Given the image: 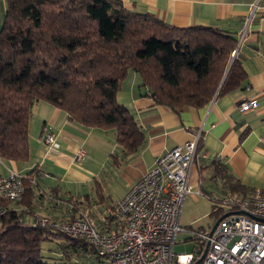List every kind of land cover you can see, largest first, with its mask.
Segmentation results:
<instances>
[{"label":"trees","instance_id":"1","mask_svg":"<svg viewBox=\"0 0 264 264\" xmlns=\"http://www.w3.org/2000/svg\"><path fill=\"white\" fill-rule=\"evenodd\" d=\"M0 26V159L25 161L30 154L29 120L40 100L62 109L68 120L110 131L120 161L146 142L144 131L116 98L128 70L139 74L154 102L175 111L202 107L242 85L246 75L232 55L237 39L214 26H169L120 0H4ZM201 141L199 140V147ZM32 170L23 175L19 204L30 206ZM224 174L215 162L214 176ZM225 192L244 188L226 175ZM0 218V264H64L42 254L44 239L67 246L84 239L24 223L8 207ZM215 204L212 205V208ZM220 210H212L219 213ZM76 217V216H74ZM72 217V218H74ZM91 249H93L91 247Z\"/></svg>","mask_w":264,"mask_h":264},{"label":"crops","instance_id":"2","mask_svg":"<svg viewBox=\"0 0 264 264\" xmlns=\"http://www.w3.org/2000/svg\"><path fill=\"white\" fill-rule=\"evenodd\" d=\"M120 1L169 26H214L231 32L237 39L234 56L246 77L242 85L202 107L175 111L154 102L139 74L128 70L116 98L144 131L146 142L126 161H120L112 132L70 121L62 109L47 101L35 102L29 120L28 159L0 161V175H5L7 168L22 175L34 171L30 179L35 185L31 205L8 203L9 208L21 212L24 223L32 224L39 215L65 220L83 213L98 229L120 230L116 201L165 150L182 144L198 131L201 146L189 183L195 189L200 180L211 211L218 197L227 194L226 175L237 180L245 191L264 187V0ZM254 4L256 8L250 13ZM4 14L5 1L0 0V26ZM243 99L254 100V106L240 110L237 105ZM48 132L58 140L57 146L44 142ZM215 162L224 168V174L214 176ZM199 197L188 194L183 203L187 198L198 201ZM192 227L203 228L198 224ZM64 246L67 249L58 256L72 263H107L106 257L89 246Z\"/></svg>","mask_w":264,"mask_h":264},{"label":"built area","instance_id":"3","mask_svg":"<svg viewBox=\"0 0 264 264\" xmlns=\"http://www.w3.org/2000/svg\"><path fill=\"white\" fill-rule=\"evenodd\" d=\"M255 8L256 4L250 13ZM235 52L236 48L232 55ZM237 106L247 110L254 106V100L243 99ZM200 138L198 131L165 150L116 201L120 230L98 229L83 213L65 220L39 215L32 225L84 239L98 255L106 257V264H264V187L221 196L214 206L221 213L212 230L213 223L207 228L180 225L186 195L202 194L200 180L195 189L189 183ZM44 142L50 147L58 145L51 132L45 134ZM7 170L0 175V218L6 212L4 201H19L24 192L23 175ZM179 232L194 240L192 251H174Z\"/></svg>","mask_w":264,"mask_h":264},{"label":"rangeland","instance_id":"4","mask_svg":"<svg viewBox=\"0 0 264 264\" xmlns=\"http://www.w3.org/2000/svg\"><path fill=\"white\" fill-rule=\"evenodd\" d=\"M200 196V197H199ZM219 194H215L214 197H218ZM199 200L195 201L194 199L187 198L182 205L181 214H180V225L181 226H195V224L200 225L203 228H207L208 225L212 224L214 220L221 213L210 214L211 211V202L209 199L202 195L198 194ZM221 197H218V202ZM216 200V203H218ZM195 219V220H194ZM1 227V221H0ZM65 241L62 237H53L44 239L41 242L42 254L44 258L49 262H64V264H75L73 261H69L67 258L58 256L59 252L63 253ZM66 245V244H65ZM195 247L194 240L191 239V236L186 232H179L177 235L176 243L174 245V251L187 252L192 251ZM67 249V248H66Z\"/></svg>","mask_w":264,"mask_h":264},{"label":"water","instance_id":"5","mask_svg":"<svg viewBox=\"0 0 264 264\" xmlns=\"http://www.w3.org/2000/svg\"><path fill=\"white\" fill-rule=\"evenodd\" d=\"M228 213H224L223 214V216H225V215H227ZM217 222H218V219H216L214 222H213V224L211 225V230L215 227V225L217 224ZM203 254H204V252H203ZM203 254H202V256H203ZM198 261V260H197Z\"/></svg>","mask_w":264,"mask_h":264}]
</instances>
